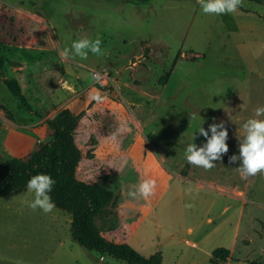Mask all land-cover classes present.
Masks as SVG:
<instances>
[{"label":"rangeland","instance_id":"obj_1","mask_svg":"<svg viewBox=\"0 0 264 264\" xmlns=\"http://www.w3.org/2000/svg\"><path fill=\"white\" fill-rule=\"evenodd\" d=\"M239 6L217 15L195 0H0V164L26 160L50 140L47 123L68 109L81 152L76 178L110 192L109 208L125 200L122 227L140 254L211 264L204 253L221 248L228 257L217 264H264V174L242 178L239 159L229 161L238 155L242 122L264 105V0ZM83 38L99 39L101 53L60 56ZM2 78L16 80L30 111ZM97 94L101 101L92 99ZM221 121L227 153L207 170L188 163L187 144L205 141L201 122L207 130ZM142 178L155 180L153 194L129 197ZM32 199L27 188L0 199V257L32 250L36 264H60L62 253L83 250L58 229L56 207L33 210ZM187 226L197 249L173 241ZM26 236L31 250L19 241ZM124 239L120 233L114 241ZM79 254L81 264H94V252Z\"/></svg>","mask_w":264,"mask_h":264},{"label":"trees","instance_id":"obj_2","mask_svg":"<svg viewBox=\"0 0 264 264\" xmlns=\"http://www.w3.org/2000/svg\"><path fill=\"white\" fill-rule=\"evenodd\" d=\"M114 1L145 3L150 0ZM169 77L170 71L165 72L159 78L158 85L164 86ZM1 82L10 95L30 111L16 80L2 78ZM75 124L76 117L68 109H62L47 123L52 133L49 141L40 145L26 160L10 159L1 163L0 199L9 194L24 192L31 176L37 173L48 174L55 180L49 195L58 210L70 215L71 229L78 244L100 254H109L126 264H163L160 251L144 257L129 245L114 243L100 234L94 217L113 201V195L96 184H88L76 178L81 152L74 140ZM227 257V250L215 249L211 253L210 263L225 262Z\"/></svg>","mask_w":264,"mask_h":264},{"label":"clouds","instance_id":"obj_3","mask_svg":"<svg viewBox=\"0 0 264 264\" xmlns=\"http://www.w3.org/2000/svg\"><path fill=\"white\" fill-rule=\"evenodd\" d=\"M199 4L203 13L219 15L236 11L241 0H199ZM89 51L94 54L101 53L99 39L95 41L87 38L75 40L70 48L65 47L60 52V56L65 60L73 56L86 58ZM92 99L101 101L103 98L97 94ZM259 117H264V105L255 109L254 117H249L242 122L241 128L244 134L238 137V155L233 154L229 157L230 162L239 159L240 164L237 169L242 178L255 175L257 172L264 174V119ZM201 124L197 132L205 138V141L200 146L193 142L188 143L184 157L188 163L207 170L214 167L213 161H219L221 154L227 153L228 132L222 121L209 124L207 130ZM54 184L55 180L48 174L37 173L31 176L26 184L27 191L33 194L29 207L33 210L39 209L44 213L51 212L55 208V203L49 193ZM155 185V180L142 178L134 186V190H130L127 195L132 198L139 196L147 199L153 194Z\"/></svg>","mask_w":264,"mask_h":264},{"label":"crops","instance_id":"obj_4","mask_svg":"<svg viewBox=\"0 0 264 264\" xmlns=\"http://www.w3.org/2000/svg\"><path fill=\"white\" fill-rule=\"evenodd\" d=\"M16 194V193H14ZM20 194V193H17ZM10 195V194H9ZM4 198V197H3ZM125 200L120 199V203L117 205V207H111L109 208L108 205L102 210L101 213H99L98 215H96L94 217V223L97 226L100 234L107 240L112 241L114 243H125L127 245H129L131 248H133L134 250H136L138 253L142 252V247L137 244L136 242L133 241L132 239V233L131 231H125V229L122 227V223L121 221L124 220L123 218L126 216L125 210L123 209V202ZM111 204V203H110ZM57 209V208H56ZM63 213L65 214V216H63ZM138 216L140 214L137 213ZM60 215V216H59ZM52 216L54 217V221H57L58 225V229L60 230H64L66 232V234L68 233V235L70 236L71 240L77 244L78 246L76 247H80V249L83 250H79V248H75L74 250H72L69 254L62 253L61 257H60V264H81L80 263V254H88L89 253H93L94 252V257H93V261L94 264H114V261H118L120 262L118 259H116L115 257L109 255V254H100L98 252H96L95 250L88 248V247H84L80 244H78L76 237L74 235L73 230L71 229V217L70 215L66 214L65 212H62L60 210H54L52 212ZM208 216V215H207ZM137 217V216H136ZM59 218H60V222H59ZM211 220H208V222ZM60 223V224H59ZM222 225V224H221ZM56 227V228H57ZM184 233L185 236L177 238L176 237H172L173 241L175 243L176 241V245H182V246H186L188 248H194L197 249L200 247V244L198 242V238L197 237H192L194 229L191 226H187L184 229ZM216 230V229H215ZM123 234L124 236V241L122 242H115L114 238L118 235V234ZM21 240H19L21 242L22 248L26 247V250L30 248L31 250V245L29 247V243L32 244L33 243V237L31 238V240L29 239L28 236H26V239L24 237H20ZM133 242V243H132ZM4 243H7L6 241ZM63 242L59 241V245L62 246ZM133 244H137L138 246H140L139 248H137L135 245ZM15 245H20V243H16ZM33 246V244H32ZM13 248V247H12ZM156 251H151L150 253H147L146 255H143V253H141V255H143L144 257H149L152 254H154ZM181 253V252H180ZM207 257V259L211 256V250L209 248V250L207 252L204 253ZM183 256V254L181 255ZM91 257V256H90ZM163 259V257H162ZM48 260L49 259H42L40 261V264H48ZM117 262V263H118ZM0 264H36L35 263V258H34V254L33 251L31 250L30 254L29 251H27V255L26 256H22V257H15L13 259H8V258H4V257H0ZM164 264V262H163ZM174 264H182V260L181 259H177L176 262Z\"/></svg>","mask_w":264,"mask_h":264},{"label":"water","instance_id":"obj_5","mask_svg":"<svg viewBox=\"0 0 264 264\" xmlns=\"http://www.w3.org/2000/svg\"><path fill=\"white\" fill-rule=\"evenodd\" d=\"M196 2H199V0H195Z\"/></svg>","mask_w":264,"mask_h":264}]
</instances>
